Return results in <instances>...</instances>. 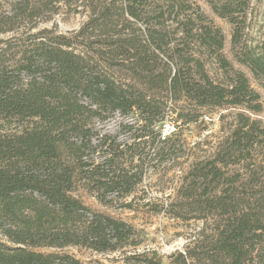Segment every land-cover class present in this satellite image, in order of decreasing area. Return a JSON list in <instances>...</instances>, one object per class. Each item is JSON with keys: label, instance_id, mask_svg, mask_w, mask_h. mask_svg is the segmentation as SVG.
I'll list each match as a JSON object with an SVG mask.
<instances>
[{"label": "trees", "instance_id": "obj_1", "mask_svg": "<svg viewBox=\"0 0 264 264\" xmlns=\"http://www.w3.org/2000/svg\"><path fill=\"white\" fill-rule=\"evenodd\" d=\"M60 1L77 10L86 3L88 18L78 31L44 28L21 43L0 38V264H88L62 251L66 246L121 251L127 264H264V125L244 112L216 155L193 164L183 191L202 218L216 216L213 228L165 259L140 250L134 225L75 194L82 181L104 203L135 191L147 155L164 152L175 134L154 130L165 117L164 98L262 111V94L224 53L221 28L196 0H0V36L14 30L19 16L33 19ZM206 1L232 24L235 60L264 90V36L242 40L252 0ZM205 55L217 60L223 78L211 76ZM116 68L140 90L111 86ZM87 101L138 112L133 142L124 147L105 136L95 144V133L80 122L68 125L76 140L59 136L60 123L86 110ZM98 146L100 158L93 155ZM229 164L239 168L229 173Z\"/></svg>", "mask_w": 264, "mask_h": 264}, {"label": "rangeland", "instance_id": "obj_2", "mask_svg": "<svg viewBox=\"0 0 264 264\" xmlns=\"http://www.w3.org/2000/svg\"><path fill=\"white\" fill-rule=\"evenodd\" d=\"M196 2L224 33L225 55L234 62L235 66L246 71L252 86L262 94V111L252 112L233 105L200 107L184 97L177 100L167 98V101L164 98L165 117L154 127V130H162V137L169 136L172 132L175 134L166 145L164 152L155 155L152 150L147 155L142 167L143 178L135 191L128 196H121L117 193L109 195L107 198L112 199L109 203L101 202L96 193L87 191L83 186V181L79 183L75 191V194L93 209L109 213L134 225L138 238L143 240L140 250H156L164 256V259L177 249H184L187 243L202 231L210 232L214 226L216 219L214 214L209 213L207 218H202L205 212L196 209L191 199L183 196V191L189 182V170L193 164L207 161L216 155L223 142L238 125L239 112L249 114L251 118L260 120L264 125V90L250 70L235 60L231 44L232 24L215 14L206 0H196ZM3 3L1 10L9 9L8 1H3ZM84 4L86 3H80L78 10L75 9L74 4L67 5L62 1L55 3V9L51 5H45L33 19L19 16L18 21L20 22L16 23L14 30L1 35L0 38L14 36L16 40L18 39V43H21L27 39V34L44 28L71 35L78 31L88 18ZM49 7L51 10H48ZM243 32V41L251 42L264 36V0L251 1ZM204 58L212 77L219 79L225 76L214 57L205 55ZM111 72L114 76L111 86L140 90L141 87L135 81L123 78L124 71L116 68ZM87 102L85 103L88 105L86 110L60 123L57 130L59 136L68 135L70 139L76 140L75 134L68 132V125L80 122L83 123L85 129L95 133L92 139L95 144L103 143L105 136L115 138L124 147L133 142L132 136L139 132L137 129L142 123L139 121L138 112L135 110L127 114L120 111L110 112ZM11 127L12 125L9 126ZM138 150L146 154L148 147L144 148L141 144ZM99 152H102L100 146L95 149L93 155L100 158L101 153L98 154ZM236 168L239 166L233 164L226 167L229 173H233ZM123 202H130L131 205L123 206ZM41 250L48 252L56 249L42 248ZM62 251L74 254L88 264H127L121 251L100 252L83 246H66Z\"/></svg>", "mask_w": 264, "mask_h": 264}]
</instances>
